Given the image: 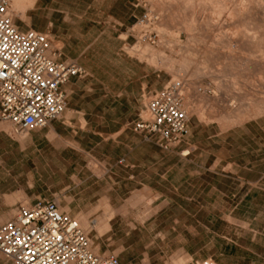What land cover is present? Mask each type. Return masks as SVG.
<instances>
[{
    "label": "rangeland",
    "instance_id": "374dc122",
    "mask_svg": "<svg viewBox=\"0 0 264 264\" xmlns=\"http://www.w3.org/2000/svg\"><path fill=\"white\" fill-rule=\"evenodd\" d=\"M262 5L34 0L27 22L11 12L19 30L47 36L50 57L84 74L65 84V108L45 128L20 141L0 124V225L18 205L49 200L96 254L121 264H264ZM145 12L152 20L141 23ZM172 82L182 84L188 134L163 150L131 127ZM0 264L13 263L0 254Z\"/></svg>",
    "mask_w": 264,
    "mask_h": 264
},
{
    "label": "built area",
    "instance_id": "2783aa9c",
    "mask_svg": "<svg viewBox=\"0 0 264 264\" xmlns=\"http://www.w3.org/2000/svg\"><path fill=\"white\" fill-rule=\"evenodd\" d=\"M10 5L0 0V124L28 135L59 118L65 108L62 87L84 71L74 61L50 57L45 34L19 30ZM151 20L147 12L140 17L141 23ZM184 98L180 82L167 84L149 98L146 118L132 131L156 137L163 150L179 144L188 134ZM0 254L13 264H121L113 254H96L78 221L49 200L16 207L13 218L0 225Z\"/></svg>",
    "mask_w": 264,
    "mask_h": 264
},
{
    "label": "bare ground",
    "instance_id": "6f19581e",
    "mask_svg": "<svg viewBox=\"0 0 264 264\" xmlns=\"http://www.w3.org/2000/svg\"><path fill=\"white\" fill-rule=\"evenodd\" d=\"M169 1V0H168ZM188 1V0H187ZM206 1V0H205ZM219 1V0H218ZM225 1V0H224ZM245 1H247V0H245ZM259 1V0H258ZM33 2H34V0H11V5H10V14H11V12L12 13H14V15L15 16H17L18 18H19V20L21 21V22H27V18H26V15H25V10H26V8L27 7H30L32 4H33ZM174 2H176V1H174ZM179 2V1H178ZM249 2H250V0H249ZM183 3H185V1L183 2ZM191 3V2H190ZM211 3V2H210ZM221 3V2H220ZM219 3V4H220ZM175 4H177V3H175ZM180 5V4H179ZM179 5H177V6H179ZM182 6V5H181ZM220 5H218V7H219ZM259 7L261 6L260 5V3H259V5H258ZM174 7H176V6H174ZM222 7H223V5H222ZM165 8V7H164ZM223 8H225V6L223 7ZM261 8H264V5H262V7ZM175 9V8H174ZM220 10L222 9V8H219ZM171 10V9H170ZM216 10V9H215ZM223 11V10H222ZM231 12H229V14H230ZM262 13H264V12H262ZM232 15H233V13H232ZM193 16V15H192ZM261 17V16H260ZM237 19V18H236ZM262 19H264V18H262ZM194 20V19H193ZM249 20V19H248ZM195 21V20H194ZM192 22V21H191ZM238 22V21H237ZM240 22V21H239ZM239 22H238V24H239ZM253 22V21H252ZM243 23V22H242ZM262 23V22H261ZM261 23H260V25H261ZM241 24V23H240ZM239 24V25H240ZM245 24L246 23H244V26H245ZM262 25H264V24H262ZM162 26V25H161ZM161 26H159V29H160V27ZM239 27V26H238ZM164 28V27H163ZM235 28H236V25H235ZM260 28V27H259ZM257 29H258V27H257ZM191 30V29H190ZM253 30H254V28H253ZM247 31H249V29L247 30ZM261 31H262V28H261ZM235 32V31H234ZM239 32V31H238ZM240 32H241V30H240ZM257 32V31H256ZM258 32H259V29H258ZM247 33V32H246ZM262 33V32H261ZM244 34V33H243ZM243 34L241 33V35L243 36ZM249 34H250V32H249ZM258 34V33H257ZM260 34V33H259ZM247 36V38L248 39H251V41H250V43L249 44H254V41H256V40H254V38H255V35L254 34H252V35H246ZM233 37V36H232ZM262 38L260 39L261 40V42L262 43H264V35H262L261 36ZM224 39V38H223ZM245 39V38H244ZM260 40H258L259 41V43H260ZM223 42V41H222ZM235 42L237 43V41H234L233 39H229V40H227L225 43H227L228 44V49L230 50V44L231 43H234L235 44ZM245 42V41H244ZM225 43H223L224 44V46L226 45ZM241 43V42H240ZM246 43H247V41H246ZM239 44V43H238ZM248 44V43H247ZM246 44V45H247ZM258 44V43H257ZM238 46V45H237ZM251 46V45H250ZM232 47V46H231ZM236 49H237V47H236ZM253 49H255V48H253ZM145 50V49H144ZM256 50H259L260 51V49H256ZM255 50V51H256ZM139 51L141 52V54H142V50L141 49H139ZM231 51V50H230ZM254 51V50H253ZM262 51V50H261ZM232 52V51H231ZM243 52V51H242ZM241 52V53H242ZM262 52H264V51H262ZM247 53H248V51H247ZM254 53V52H253ZM256 53V52H255ZM251 54V53H250ZM152 55V54H151ZM255 55V54H254ZM254 55H250L249 57H254ZM262 55H264V54H262ZM231 56V55H230ZM232 57V56H231ZM248 57V58H249ZM257 57V56H256ZM262 57H264V56H262ZM253 59H256L255 57L253 58ZM261 59V58H260ZM230 60V59H229ZM233 60V59H232ZM232 60H230V61H232ZM203 61V60H202ZM205 61V60H204ZM257 61V60H256ZM169 63V61H167V64ZM256 64H258V63H256ZM261 64H262V61H261ZM204 66V65H203ZM240 66V65H239ZM258 66H260L259 64H258ZM169 67H171V66H169ZM228 67V66H227ZM257 67V66H256ZM172 68V67H171ZM180 68H182V67H180ZM203 68H205V67H203ZM207 68V67H206ZM262 68H264V67H262ZM169 69V71H171V69L170 68H168ZM207 70V69H206ZM231 70V69H230ZM256 70H258L257 68H256ZM262 70H264V69H262ZM261 71V70H260ZM207 72H208V70H207ZM179 73H180V69H179ZM198 76V75H197ZM174 78V77H173ZM246 78V77H245ZM224 83V82H223ZM224 85V84H223ZM227 86V85H226ZM225 88V87H224ZM200 89V88H199ZM193 90V89H192ZM230 95H231V93H230ZM199 97H201V96H199ZM248 99V98H247ZM189 101V100H188ZM190 103V102H189ZM187 105V104H186ZM250 108V107H249ZM258 108V107H257ZM212 109V108H211ZM239 109V108H238ZM260 109V108H259ZM236 110V109H235ZM255 110V109H254ZM217 111V110H216ZM243 111V110H242ZM249 111L250 110H248V113H249ZM252 111V110H251ZM250 111V112H251ZM256 111H257V109H256ZM260 111V110H259ZM259 111H257L258 113H260ZM262 111V110H261ZM262 112H264V111H262ZM197 113H199V112H197ZM247 113V114H248ZM220 114V113H219ZM228 114V113H227ZM262 114V113H261ZM222 115H223V113H222ZM230 115V114H229ZM249 115H250V113H249ZM241 116V115H240ZM259 116V115H258ZM204 117V116H203ZM230 118H231V116H229ZM228 117V118H229ZM250 117H254V113L252 114V115H250ZM255 117H257L256 115H255ZM221 118V117H220ZM237 120H239V118L238 117H235ZM222 121V120H221ZM224 122V121H223ZM227 122V121H226ZM235 122H237V121H235ZM0 129H5V127H1L0 126ZM53 133V132H52ZM27 137V135H18V139L20 140V141H22L23 139H25ZM28 139V138H27ZM86 221L84 220V219H82L81 220V223H85ZM79 223V222H78Z\"/></svg>",
    "mask_w": 264,
    "mask_h": 264
},
{
    "label": "crops",
    "instance_id": "0c3cea01",
    "mask_svg": "<svg viewBox=\"0 0 264 264\" xmlns=\"http://www.w3.org/2000/svg\"><path fill=\"white\" fill-rule=\"evenodd\" d=\"M74 78H80V77H74ZM74 78H71V79H74ZM64 86H65V85H64ZM64 86L62 87V89H63V91H64L65 94H66V91L64 90ZM0 131H4V130L0 129ZM49 132H52V129H51V128H49Z\"/></svg>",
    "mask_w": 264,
    "mask_h": 264
}]
</instances>
